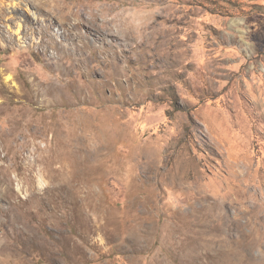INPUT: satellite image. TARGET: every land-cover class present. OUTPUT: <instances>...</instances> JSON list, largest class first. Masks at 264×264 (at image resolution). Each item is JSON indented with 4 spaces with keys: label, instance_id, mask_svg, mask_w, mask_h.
Wrapping results in <instances>:
<instances>
[{
    "label": "rangeland",
    "instance_id": "rangeland-1",
    "mask_svg": "<svg viewBox=\"0 0 264 264\" xmlns=\"http://www.w3.org/2000/svg\"><path fill=\"white\" fill-rule=\"evenodd\" d=\"M0 264H264V0H0Z\"/></svg>",
    "mask_w": 264,
    "mask_h": 264
}]
</instances>
